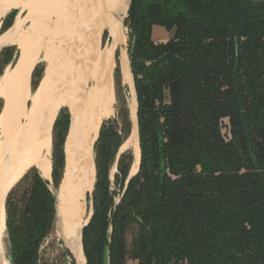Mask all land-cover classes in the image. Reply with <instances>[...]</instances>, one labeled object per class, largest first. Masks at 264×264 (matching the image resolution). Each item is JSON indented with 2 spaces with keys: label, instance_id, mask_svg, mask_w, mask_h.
Wrapping results in <instances>:
<instances>
[{
  "label": "trees",
  "instance_id": "1",
  "mask_svg": "<svg viewBox=\"0 0 264 264\" xmlns=\"http://www.w3.org/2000/svg\"><path fill=\"white\" fill-rule=\"evenodd\" d=\"M15 16L3 18L0 33ZM124 25L139 168L125 185L133 156L119 149L131 121L116 64L117 116L102 121L93 146L86 264H105L108 246L109 264H264V0H130ZM154 25L172 36L153 40ZM18 56L15 45L0 50V75ZM43 70L33 68L31 90ZM69 124L62 106L52 125L51 183L30 167L7 193L11 264H38L55 220L50 185L62 178Z\"/></svg>",
  "mask_w": 264,
  "mask_h": 264
},
{
  "label": "bare ground",
  "instance_id": "2",
  "mask_svg": "<svg viewBox=\"0 0 264 264\" xmlns=\"http://www.w3.org/2000/svg\"><path fill=\"white\" fill-rule=\"evenodd\" d=\"M128 1L97 0L94 3L96 16L92 19L93 30L88 34L89 61L86 63L91 61V66L86 69L83 81L76 86L73 85L74 82H70L68 76V84L63 82L62 88L57 85L54 90H50L54 70L48 45L44 44L41 47L44 54L42 59L47 62V66L37 88L31 90L30 69L40 60L38 51L30 50L35 28L32 27L27 35L20 32L16 38L20 51L18 60L0 75V98L4 100L0 111V264H9L10 258L7 255L6 242L7 193L23 176L17 178L19 172L31 167L22 169L25 164H32L43 178L51 179V128L61 106L69 109L71 122L64 144L63 178L59 189L52 190L56 196L60 217L54 229L64 245L72 250L75 264H86L80 231L91 216V209L87 208L86 201L96 179L93 144L102 121L114 112L115 91L110 72L116 64L120 68L123 82L130 86L128 97L131 103L130 106L128 103L127 105L134 124L132 136L122 144L120 150H131L134 157L130 173L133 175L138 170L140 148L135 117L137 102L129 68L128 39L124 25ZM17 7L26 9L28 17H32L28 0H0V24L6 13L12 9H20ZM19 17H16L12 27L0 33V47L15 45L11 40L15 31L21 28ZM104 29L109 31L110 42L103 47L99 41ZM28 35L31 37H27ZM115 52L118 53L116 59ZM88 78L92 82H87ZM49 90L55 91L52 93L54 99L51 104L45 105L46 98L51 94Z\"/></svg>",
  "mask_w": 264,
  "mask_h": 264
},
{
  "label": "rangeland",
  "instance_id": "3",
  "mask_svg": "<svg viewBox=\"0 0 264 264\" xmlns=\"http://www.w3.org/2000/svg\"><path fill=\"white\" fill-rule=\"evenodd\" d=\"M96 1L95 0H28V5H30L31 11L33 13L31 18L28 17V11L26 9H23L21 7H17L20 9H12L16 11L15 19L18 15L20 16L19 22L21 23V28L20 29L18 28L15 31L13 39L11 40V43L17 46L18 52H20L16 39L18 37V34L21 32L27 35L32 27L35 28L34 39L36 41L32 39L31 41L32 43L30 42L31 45L30 50L33 52L38 51L40 60L38 61L37 65H40L45 70L47 66V62L42 59L44 57V54L42 51L43 48L41 47H43L44 44L48 45L49 58L51 63L53 64L52 66L54 70L52 74L51 85L49 87L50 90H54V88H56L57 85H61L60 88H62L64 86L62 85V83L66 82V77L68 76L70 77L69 78L70 82L71 83L74 82L73 83L74 86H76L79 82H82L83 78L86 76L85 71L91 66V61L89 64H86L87 61H89L87 46L89 42L88 34L89 32L91 33L93 30V20L95 19L96 16L95 14L96 5H94ZM254 1H263V0H254ZM8 13H6V15ZM126 16H127V12H126ZM34 20L37 23H35ZM125 30L128 39L127 40L128 41L127 52H128L129 29H128V34H127V27L125 28ZM172 34H173V30H168L161 25H154L152 27L151 37L155 41H166L172 36ZM27 37H31V36L28 35ZM12 65L13 63L9 64L8 66L10 67ZM34 66L35 64L32 65L30 69V74ZM44 70H43V74L45 72ZM113 71L111 70L110 73H112V82L114 87ZM120 77H121L120 78L121 88L123 89V94L126 97L127 103L129 105L131 103L128 97L130 94V90L128 88V85L123 82L121 73H120ZM90 80L92 79L86 81L92 82ZM68 83L69 82H66V84ZM53 92L55 91H50L51 94L49 93L50 96L46 98L45 105L52 103V100L54 99V97H52ZM3 103L4 100L0 98V105L3 106ZM116 116H117V99L115 93L114 112L108 118H114ZM51 137H52V129H51ZM27 166L32 167L33 165L30 163L25 164L22 167V169ZM28 168L24 170L21 169L22 171L19 172L17 178L24 175L25 174L24 172L28 170ZM114 173H115V169L110 172V179H111V188L116 192V190H118V186L115 185L114 183ZM50 183H51V179H50ZM50 188L52 190L54 189L52 184L50 185ZM114 199L115 202L119 200L118 193H115ZM86 204H87V208H90L89 200L86 201ZM54 224H55V220L51 232L45 237V239L42 242L39 253L38 264H66L65 253L62 249L61 240L56 235ZM6 242H7V238H6ZM7 255H9L8 250H7ZM9 264H11L10 258H9ZM127 264H136V261L128 260Z\"/></svg>",
  "mask_w": 264,
  "mask_h": 264
},
{
  "label": "water",
  "instance_id": "4",
  "mask_svg": "<svg viewBox=\"0 0 264 264\" xmlns=\"http://www.w3.org/2000/svg\"><path fill=\"white\" fill-rule=\"evenodd\" d=\"M129 3H130V0L128 1V7H129ZM128 7H127V10H128ZM12 27V26H11ZM9 29V28H8ZM7 29V30H8ZM104 30H106V29H104ZM103 30V31H104ZM103 31L101 32V35H100V44H101V46H105L106 44H107V42L109 41V31L108 30H106L107 31V37H106V40H105V43H104V45H102V43H101V36H102V33H103ZM5 32V31H4ZM110 42V41H109ZM6 46H8V45H4V46H2V47H0V50L1 49H3L4 47H6ZM128 54V53H127ZM114 56H115V54H114ZM18 59V58H17ZM128 59H129V57H128ZM129 68H130V60H129ZM130 72H131V69H130ZM132 75V74H131ZM132 80H133V77H132ZM133 86H134V82H133ZM128 88H129V90H130V86L128 85ZM134 91H135V88H134ZM135 98H136V102H137V97H136V93H135ZM60 109V108H59ZM59 109H58V111H59ZM58 111H57V113H58ZM70 112V111H69ZM56 116H57V114H56ZM56 116H55V118H56ZM129 116H130V113H129ZM135 117H136V123H137V105H136V111H135ZM55 118H54V120H55ZM130 121H131V129H130V133H129V135H128V137L126 138V140L129 138V137H131L132 136V134H133V126H134V124H133V120H132V118H131V116H130ZM54 122V121H53ZM70 122H71V115H70ZM52 125H53V123H52ZM69 126H70V124H69ZM137 128H138V124H137ZM52 129V128H51ZM125 140V141H126ZM124 141V142H125ZM138 141H139V137H138ZM123 142V143H124ZM65 144V143H64ZM93 146H94V144H93ZM122 146V145H121ZM120 149H121V147H120ZM119 149V153L120 152H122L121 150ZM130 150V149H129ZM131 151V150H130ZM132 153V152H131ZM132 156L134 157V155L132 154ZM117 159H118V154H117V156H116V158H115V160H114V164H113V167L115 168V171H116V162H117ZM131 165H132V163H131ZM112 167V168H113ZM131 168V167H130ZM139 168V167H138ZM130 170L131 169H129V172H128V177H127V180H126V182H125V185H126V183H127V181L129 180V178L130 177H132L133 175H135V174H131L130 173ZM138 171V170H137ZM62 176H63V174H62ZM63 178V177H62ZM62 178H61V180H60V183H59V185H58V187L56 188V189H59V187H60V184H61V181H62ZM91 193L92 192H89L88 194L89 195H91ZM56 197V196H55ZM90 209H91V213H92V203L90 202ZM59 212H58V208H57V200H56V215H55V224H54V226L56 225V222L58 221L59 222ZM87 224V223H86ZM85 224V225H86ZM81 232H82V229H81V231H80V234H81ZM61 243H62V249H63V251H64V253H65V257H66V264H75V262H76V259H75V257H74V254H73V252H72V250L68 247V246H65L64 245V241H62L61 240ZM108 251H107V257H106V260H105V264H109V251H110V246H108ZM153 264H156V261L154 260L153 261Z\"/></svg>",
  "mask_w": 264,
  "mask_h": 264
},
{
  "label": "crops",
  "instance_id": "5",
  "mask_svg": "<svg viewBox=\"0 0 264 264\" xmlns=\"http://www.w3.org/2000/svg\"><path fill=\"white\" fill-rule=\"evenodd\" d=\"M31 76V75H30Z\"/></svg>",
  "mask_w": 264,
  "mask_h": 264
}]
</instances>
